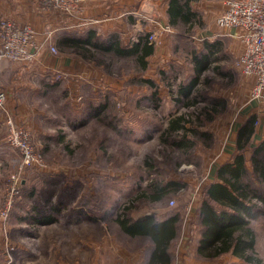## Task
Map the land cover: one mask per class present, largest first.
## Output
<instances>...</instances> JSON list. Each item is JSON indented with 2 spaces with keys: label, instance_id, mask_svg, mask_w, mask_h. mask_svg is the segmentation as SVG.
Wrapping results in <instances>:
<instances>
[{
  "label": "rangeland",
  "instance_id": "374dc122",
  "mask_svg": "<svg viewBox=\"0 0 264 264\" xmlns=\"http://www.w3.org/2000/svg\"><path fill=\"white\" fill-rule=\"evenodd\" d=\"M147 3V36L155 31L157 41L149 43L154 51L145 68L133 57L73 49L86 73H77L83 78L79 84L69 83L60 72L38 76L36 89L21 96L24 113L8 106L0 90L5 94L0 107V212L5 210V215L0 214V264H95L91 251L79 248L75 226L80 223L85 232L83 244L91 243L93 237L115 238L131 249L149 252V239L128 237L115 222L125 208L133 217L151 212L157 218L178 214L171 261L177 260V246L186 233L187 242L197 246L198 205L211 179V162L234 115L247 105L250 82L234 65L237 53L232 41L212 31L224 2H194L201 24L190 29L161 20L154 8L164 0ZM157 22L168 24L172 32L158 31ZM63 34L55 28L43 40L41 50L56 56L70 50L59 45ZM116 34L121 45L131 44V36ZM213 40L221 43L215 59L191 92L181 94L178 85L194 75L193 53H200L204 42ZM181 113L186 115L183 138L188 145L177 147L172 143L175 133L165 130L169 120ZM8 117L25 132L41 164L23 166L24 156L9 144ZM169 180L179 187L163 199L144 197L151 192L150 183ZM250 224L259 264H264V214ZM107 250H101L98 264L110 263ZM192 257L203 264H256L231 253L201 257L196 249Z\"/></svg>",
  "mask_w": 264,
  "mask_h": 264
},
{
  "label": "trees",
  "instance_id": "16d2710c",
  "mask_svg": "<svg viewBox=\"0 0 264 264\" xmlns=\"http://www.w3.org/2000/svg\"><path fill=\"white\" fill-rule=\"evenodd\" d=\"M199 0H168L166 14L168 23L177 27L190 29L201 24L199 12L193 8V3ZM136 42L121 45L118 34L99 35L94 28L86 32H69L63 34L59 45L72 50L111 52L118 57H133L141 68L146 67V59L154 51L145 36ZM219 40L205 41L200 53H193L194 75L186 84H179L178 91L188 95L197 84L200 75L220 50ZM215 103V101H214ZM218 103V102H217ZM104 105V104H103ZM105 105L99 110H104ZM185 113L177 114L169 120L165 132L175 133L172 140L177 147L188 143L183 138L186 124ZM255 116H250L238 129L236 138L237 152L232 161L222 163L216 170L217 181L211 182L205 188V197L198 206V221L200 236L196 252L201 257H217L225 253L248 262L259 264L261 260L255 252V233L250 221L264 214V138L252 147L247 163L244 150L247 148L254 132ZM188 147V146H187ZM179 184L170 181L165 184L152 182L151 192H145L144 197L159 201ZM144 193V192H143ZM127 209L115 216V222L128 237H145L152 242V249L146 264H170V246L177 236L178 214L156 217L154 213H143L136 217L129 216ZM50 220H45L48 222Z\"/></svg>",
  "mask_w": 264,
  "mask_h": 264
},
{
  "label": "crops",
  "instance_id": "0c3cea01",
  "mask_svg": "<svg viewBox=\"0 0 264 264\" xmlns=\"http://www.w3.org/2000/svg\"><path fill=\"white\" fill-rule=\"evenodd\" d=\"M167 1L164 0L162 6L154 8L159 12L161 20L164 21H167ZM204 1L210 3L218 1L225 2V0ZM83 9L84 12L82 11L79 16L68 17L57 11H45L39 4L30 0H0V16L20 22L31 23L37 30L35 38L39 43L43 42L46 37L48 38L47 35L55 30V28H60L64 34L75 31L78 33L85 32L88 27L87 21L92 22L88 25L90 28H94L99 35L104 36L112 32L119 33L121 37L130 38L131 36L130 39H132V42H136L140 38L142 39L141 36H145V38L147 36L149 27L147 20L149 5L147 0H86ZM223 9L224 5L220 12ZM156 24L159 25L158 22ZM48 29L51 31H47ZM212 31L216 36L220 35V37L222 36L223 38L231 40L232 50L237 53L236 57L240 54L243 45L240 36H238V30H222L216 25L214 20L212 23ZM124 45L126 46L128 44L125 43ZM69 49L59 56L42 49L37 53L35 60L31 62H11L5 58H0V90L5 92L8 106L12 108L16 107L19 113H24L25 111L22 108H25V105L21 98L22 94L29 90H35V79L38 76H44L46 72H60L67 78L69 83L73 85L79 84L80 79H83L79 74H84L85 72L83 67H81V58L76 56L71 48ZM244 76L249 80L251 88L253 77ZM252 115L255 116L254 132L252 133L247 148L244 150L245 159L249 164V157L253 145L264 138V102L254 99L250 100V95L247 100V105L234 115L226 137L222 140L223 142L220 143L219 150L213 156L211 162L213 163L211 179L208 180L207 185L218 180L216 170L222 163L233 160L237 152L236 138L238 129ZM17 119L21 121V118ZM22 121L24 120L22 119ZM28 121L31 122L30 120ZM1 135H3V132L0 125ZM81 224L75 226L77 235L81 241L79 248L83 252L90 250L92 256L96 258L95 264H98L103 247L108 249L105 253L110 255L111 261L109 264H146L152 249V242L150 240L149 252H146L144 249H131L119 243L115 238L108 239L107 241L93 237L91 243L83 244L85 232ZM186 237L187 233L177 246V260L171 261L170 264H203L204 262L199 258L195 259L192 257V250L196 249V247L190 245ZM174 248L175 246H172L171 242L170 250L172 251ZM102 264H106V262L104 261Z\"/></svg>",
  "mask_w": 264,
  "mask_h": 264
},
{
  "label": "built area",
  "instance_id": "2783aa9c",
  "mask_svg": "<svg viewBox=\"0 0 264 264\" xmlns=\"http://www.w3.org/2000/svg\"><path fill=\"white\" fill-rule=\"evenodd\" d=\"M46 11H57L68 17L80 15L86 0H30ZM222 30H238L242 50L235 59V67L246 76L253 77L250 100L264 102V0H225L224 9L215 17ZM158 31L172 32L168 24L158 25ZM36 30L26 22L0 16V58L11 62H31L41 50L43 42L36 41ZM155 31L148 34V43L157 41ZM46 39H48L46 37ZM55 53L56 48L49 45ZM5 94L0 92V107L4 106ZM9 144L19 149L23 166L42 163V158L29 144L25 132L7 118ZM12 178L16 179L15 175ZM13 190V187L12 189ZM10 199V198H9ZM10 203V200H8ZM173 204V200L170 201ZM0 212L5 215V210Z\"/></svg>",
  "mask_w": 264,
  "mask_h": 264
}]
</instances>
